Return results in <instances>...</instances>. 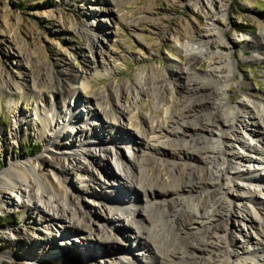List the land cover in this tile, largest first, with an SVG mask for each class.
Listing matches in <instances>:
<instances>
[{
	"label": "bare ground",
	"instance_id": "bare-ground-1",
	"mask_svg": "<svg viewBox=\"0 0 264 264\" xmlns=\"http://www.w3.org/2000/svg\"><path fill=\"white\" fill-rule=\"evenodd\" d=\"M120 1L105 0L114 5ZM205 1L204 27L180 37L174 35L187 58L185 65L177 66L180 72L173 73L171 64L157 81L162 85L155 88L144 86L141 80L133 88L126 81L84 98L81 92L91 87V80L64 73L53 79L56 93L48 99L44 88L50 82L41 78L43 74L27 54L18 52L20 59H26L25 63L19 59L24 70L18 76L24 82L14 77L0 81V95L5 89L34 93L35 117L17 116L13 134L21 138L25 136L21 130L24 124L41 120L44 127L38 134L46 141L47 165L55 173L47 174V180L42 175L46 168L32 159L15 161L2 170L0 214L12 208L7 195L12 193L19 203L16 208L38 212L42 222L59 218L66 227L61 237L82 232L78 237L83 247L69 240L55 241L47 230L33 237L13 224L3 230L8 247L1 257L26 256L37 264H65L75 255L95 257L101 253L105 256L102 259L109 257L108 264H264V173L259 172L264 171V100L246 96L234 102L229 95L234 59L217 47L226 43L218 20L227 14V4L223 0ZM99 11L106 10L100 7ZM113 14L110 9L108 15ZM90 30L85 27L81 32L93 41L94 49L99 38ZM250 41L256 48L254 57L264 62V31ZM204 56L210 61L208 73L193 79L194 64ZM91 69L99 72L93 65ZM171 85L181 93L177 104L172 103V94L163 91ZM131 87L134 105L148 95L155 113L124 129L121 124H132L134 109L121 102ZM60 128L67 137H61ZM122 144L133 148V158L122 151ZM237 145L243 150H236ZM105 156L116 159L120 176L114 177L106 169ZM151 163H157L156 170L149 169ZM166 164L172 167L161 176ZM72 165L83 171L86 179L103 185L101 190L61 188L57 175ZM99 166L106 169L104 176L98 172ZM230 189L236 192L229 195ZM83 193L98 199L97 214L90 211ZM113 210L121 215L122 226L113 223ZM25 218L32 224L30 214ZM222 222L232 223L231 230L223 233ZM113 227L119 236L116 243L105 235ZM125 229L133 234L144 257L127 247ZM83 264L90 263L85 260Z\"/></svg>",
	"mask_w": 264,
	"mask_h": 264
},
{
	"label": "rangeland",
	"instance_id": "rangeland-1",
	"mask_svg": "<svg viewBox=\"0 0 264 264\" xmlns=\"http://www.w3.org/2000/svg\"><path fill=\"white\" fill-rule=\"evenodd\" d=\"M103 1L0 0V81L7 82L10 77H14L24 82L18 76L19 71L24 70L19 66L18 52L21 51L35 62L37 70L43 74L41 78L44 77L45 81L50 82L48 88H44V95L48 99L56 93L53 79L56 80L64 73L69 75L76 73L80 77H88L91 80V87L86 92H81L84 98L92 96L99 90H107L112 83L123 84L126 81L131 83L133 88L140 80L144 86L155 88L157 84L162 85L163 82L157 81L159 77L165 75L171 64L174 68L173 73L180 72L177 66L185 65L187 60L185 54L179 50V43L174 35L180 37L190 31L194 33L196 29L204 27L207 20L208 6L205 7L207 2L204 0L202 2L199 0H121L116 5ZM223 2L227 4V14L221 16L218 25L223 33L221 37L226 43L219 44L217 47L220 46L221 52L231 53L234 59L233 84L229 95L234 102H239L246 96L256 101L264 100V62L254 57L256 48L250 41V38L258 35L261 30L264 31V0H223ZM100 7L106 11L101 13ZM110 9L114 10L113 15H108ZM85 27L91 29L90 31L99 38L94 49L93 41L81 32ZM20 61L25 63L26 59L23 58ZM209 62L206 56L195 62L192 78L197 79L207 75ZM91 65L99 72L92 70ZM139 76L143 78L140 79ZM169 87L168 91H163L172 94V103L177 104L175 100L177 102L181 93L177 86ZM133 88L131 87L122 97L121 103L134 109L131 112L132 124H121L124 129L135 127L134 125L139 123L146 114L155 113L154 105L148 95L139 99L134 105ZM35 100L37 98L33 92L15 93L5 89L0 95V172L8 169L15 161L32 159L37 165L46 168L42 175L49 180L46 177L47 174L54 176L55 170L47 165L50 156L46 151V141L38 134V129L44 127L43 122L37 119L34 125L24 124L21 130L25 136L21 138L13 134L17 116H25L27 119L35 117L34 107L37 103ZM77 107L80 109L83 106ZM83 108L86 110L85 106ZM87 108H89L88 105ZM88 110L92 113L91 108ZM164 115L161 110L162 118ZM63 125L64 123L60 126L64 127ZM252 127L249 126L248 129ZM131 128L128 130L131 131ZM240 129L247 133V129L242 126ZM61 137H67L63 129H61ZM121 146L122 151L133 158L131 154L133 148L126 147L125 144ZM236 150L243 149L237 145ZM104 158L106 169L111 170L114 177L120 176L121 169L117 168L116 159L114 161L110 156ZM82 160L86 162L88 159L82 157ZM62 162L69 164L70 161L63 159ZM122 165H125L124 161ZM168 167L171 168L172 165L163 166L159 174L164 175ZM156 168L157 163L149 165L151 171ZM97 169L104 176L106 169L102 166ZM259 172L264 173L260 170ZM57 176L61 188L69 185L75 186V189L78 187L96 190L97 188L99 191L103 187L90 181L89 178L86 179L87 175L73 165ZM235 192L230 189L229 195ZM7 195L12 202V208L7 213L0 214V264H37L36 260H30L26 256L1 257L4 249L8 247L2 237L3 230L13 224L33 237L47 230L52 232L49 235H52L55 241L69 240L72 241L71 244L83 247L78 237L82 235V232H71L70 238L69 236L61 237L66 227L59 218H55L54 223L42 222L38 212L33 210L27 212L23 208H16L19 204L16 195L12 193ZM83 195L90 202L88 206L90 211H93L94 215L97 214L98 199L86 193ZM29 214L32 224L25 218ZM120 216L119 212L113 210L111 218L116 226H122ZM56 223L59 227L58 225L56 227ZM238 224L247 230L241 221H237ZM231 228L232 223H221L222 230H220L223 233L230 231ZM123 232L127 247L132 248L136 253L140 252V256L144 257L143 250L136 246L137 243L130 230L125 229ZM255 234L254 232L253 235ZM105 235H110L115 243L119 240L114 227L110 232L106 231ZM74 238L78 240L75 241ZM86 257L75 255L65 264H83L85 260L90 264H108L109 257L102 259L105 256L101 253L95 257Z\"/></svg>",
	"mask_w": 264,
	"mask_h": 264
}]
</instances>
